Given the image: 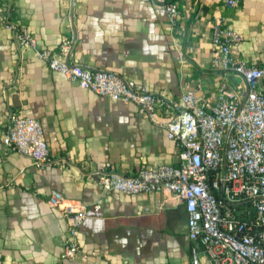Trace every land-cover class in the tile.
<instances>
[{
  "label": "crops",
  "instance_id": "1",
  "mask_svg": "<svg viewBox=\"0 0 264 264\" xmlns=\"http://www.w3.org/2000/svg\"><path fill=\"white\" fill-rule=\"evenodd\" d=\"M163 1L176 4L173 18ZM3 7L35 45L19 59L12 30L0 23V264H189L195 241L181 198L165 189L103 192L88 174L177 163L173 140L134 103L76 85L34 50L58 57L66 36L68 60L122 71L174 103V112L185 91L212 103L220 91L239 97L245 90L238 74L211 65L213 25L238 33L231 48L243 61L264 63V0H0ZM9 110L36 118L49 154L64 160L39 167L7 149ZM155 113L165 118L162 105ZM51 190L62 196L58 207L46 202ZM65 203L85 208L71 236L79 247L72 259L59 255L72 222L59 208Z\"/></svg>",
  "mask_w": 264,
  "mask_h": 264
},
{
  "label": "built area",
  "instance_id": "2",
  "mask_svg": "<svg viewBox=\"0 0 264 264\" xmlns=\"http://www.w3.org/2000/svg\"><path fill=\"white\" fill-rule=\"evenodd\" d=\"M225 2L231 4L234 0ZM161 4L170 18L176 15L174 2ZM0 23L12 30L18 58L22 59L23 51L35 45L34 36L11 19L8 8L0 10ZM239 38L232 27L219 22L213 25L211 65L242 78L246 86L239 97L220 91L216 100L208 103L185 91L174 112V103L164 101L156 91L122 71L68 60L71 39L66 36L58 45V57L45 48L34 50L49 69L76 85L112 100L134 103L173 140L177 163L143 165L132 173L103 167L88 174L93 175L103 192L134 194L165 189L181 198L186 234L199 245V249L191 246L189 264H264V63H247L233 53L231 47ZM159 105L163 120L156 118ZM2 142L39 167L64 160L49 154L39 121L19 110H9ZM61 200L56 190H51L46 198L47 204L55 207ZM59 208L72 220L68 227L70 237L64 239L59 255L72 259L79 247L71 236L84 217L85 208L72 203Z\"/></svg>",
  "mask_w": 264,
  "mask_h": 264
},
{
  "label": "water",
  "instance_id": "3",
  "mask_svg": "<svg viewBox=\"0 0 264 264\" xmlns=\"http://www.w3.org/2000/svg\"><path fill=\"white\" fill-rule=\"evenodd\" d=\"M193 244H194L195 246H197V247H198V243H197V241H195Z\"/></svg>",
  "mask_w": 264,
  "mask_h": 264
}]
</instances>
